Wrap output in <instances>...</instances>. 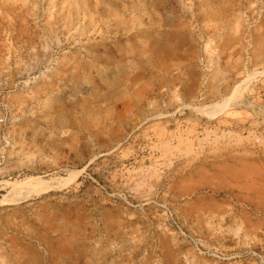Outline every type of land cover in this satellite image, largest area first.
<instances>
[{
	"label": "rangeland",
	"instance_id": "1",
	"mask_svg": "<svg viewBox=\"0 0 264 264\" xmlns=\"http://www.w3.org/2000/svg\"><path fill=\"white\" fill-rule=\"evenodd\" d=\"M0 264H264V0H0Z\"/></svg>",
	"mask_w": 264,
	"mask_h": 264
}]
</instances>
